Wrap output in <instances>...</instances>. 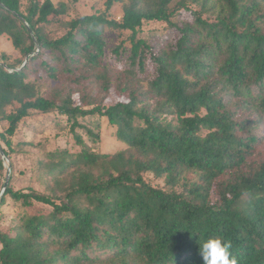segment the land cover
<instances>
[{
  "label": "trees",
  "instance_id": "obj_1",
  "mask_svg": "<svg viewBox=\"0 0 264 264\" xmlns=\"http://www.w3.org/2000/svg\"><path fill=\"white\" fill-rule=\"evenodd\" d=\"M77 2L0 0V37L19 54L0 63V217L13 208L0 264H203L215 237L238 264H264V0H105L63 20ZM107 29L121 35L110 48ZM33 114L63 118L75 148L32 154L14 188L11 156L41 144L12 143ZM95 115L122 149L87 143ZM4 170L0 157V191Z\"/></svg>",
  "mask_w": 264,
  "mask_h": 264
},
{
  "label": "rangeland",
  "instance_id": "obj_2",
  "mask_svg": "<svg viewBox=\"0 0 264 264\" xmlns=\"http://www.w3.org/2000/svg\"><path fill=\"white\" fill-rule=\"evenodd\" d=\"M55 2L58 0H54ZM105 0H78V2L72 5L69 9V12L62 17L63 20L76 17L81 14H93L99 13L104 9ZM182 14L179 17V20L189 19L190 13L188 11H181ZM109 16L114 19H119L122 14L121 4H115L109 11ZM163 24L158 22L147 23L145 28H160ZM50 35L54 36L61 34L63 29L58 25H50L45 28ZM105 36L108 40V47H112L115 44H118L120 41L121 35H118V32L114 29H107L105 31ZM125 57V56H124ZM19 58L18 52L12 47L10 41L7 37H0V62L4 63H13ZM107 58L106 61L112 64V61ZM120 98L115 95L114 90H111L110 95L105 100L107 105L113 104ZM63 122V118L54 117L53 114H33L26 119H24L15 134L12 138V143H17L19 141H33L34 143H41L40 146L36 145L33 148V152L30 154V157L23 154H14L11 156V161L13 162V174L14 178L12 180V185L14 188L25 187L28 184V171L30 166L33 165L34 155L38 156L40 153L39 150L45 148H54V147H67L75 148L72 138L68 129L63 128L59 129L55 126L56 122ZM98 121L100 126L95 128V122ZM81 123L90 126L94 131L98 132L99 139L92 143L86 134H83V137L87 140V143L98 151H109L114 152L120 150L124 147L123 143L116 140L112 134V127L107 123L106 119L98 116H90L81 120ZM4 126L0 124V130H3ZM83 133L82 130H78ZM264 134V130L261 131ZM1 147H5L3 143H0ZM34 154V155H32ZM4 176L6 177L7 171L10 172V159L7 157L4 163ZM2 189V188H1ZM13 212V208L8 202L5 206L2 207V215L0 217V229L9 221V217Z\"/></svg>",
  "mask_w": 264,
  "mask_h": 264
},
{
  "label": "clouds",
  "instance_id": "obj_3",
  "mask_svg": "<svg viewBox=\"0 0 264 264\" xmlns=\"http://www.w3.org/2000/svg\"><path fill=\"white\" fill-rule=\"evenodd\" d=\"M232 244L221 237L208 238L200 244L203 264H238L231 253Z\"/></svg>",
  "mask_w": 264,
  "mask_h": 264
},
{
  "label": "water",
  "instance_id": "obj_4",
  "mask_svg": "<svg viewBox=\"0 0 264 264\" xmlns=\"http://www.w3.org/2000/svg\"><path fill=\"white\" fill-rule=\"evenodd\" d=\"M27 60H28V56L24 59L21 67L24 66V64L26 63ZM0 157L2 158V160L5 163V159H7V156H6L4 150H3V148L1 146H0ZM8 177H9V171H7V173H6V179H5V182H4L3 186H2V189L0 191V195H1V193L4 191V189L6 187V184H7V181H8Z\"/></svg>",
  "mask_w": 264,
  "mask_h": 264
}]
</instances>
